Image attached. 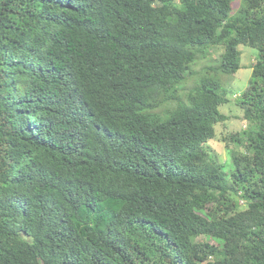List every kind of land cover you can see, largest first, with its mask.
<instances>
[{
	"label": "trees",
	"instance_id": "16d2710c",
	"mask_svg": "<svg viewBox=\"0 0 264 264\" xmlns=\"http://www.w3.org/2000/svg\"><path fill=\"white\" fill-rule=\"evenodd\" d=\"M0 264H264V0H0Z\"/></svg>",
	"mask_w": 264,
	"mask_h": 264
},
{
	"label": "rangeland",
	"instance_id": "374dc122",
	"mask_svg": "<svg viewBox=\"0 0 264 264\" xmlns=\"http://www.w3.org/2000/svg\"><path fill=\"white\" fill-rule=\"evenodd\" d=\"M239 50L241 51V67L236 71L234 75H232V77L229 78V80H226V77L224 78L226 96L229 98V101L219 107L220 111L226 114L228 118L227 120L215 125L216 138L211 139L207 144L209 152L214 155L219 161L226 164V170L229 168L231 162L229 149L234 148V143L229 141V139L227 138V140L223 139L224 137H229L231 134L242 130V128H244L246 125V122L243 119L242 110L236 105L235 99L236 96L248 84V80L251 76L250 65L257 53L256 49L245 45H239ZM220 52H222V48H214L205 58L197 60V62L193 65V70L198 71L203 66L209 64L211 61L213 62V60L218 57ZM191 84L192 82L189 79L186 86ZM241 206L244 207L243 204H241Z\"/></svg>",
	"mask_w": 264,
	"mask_h": 264
}]
</instances>
